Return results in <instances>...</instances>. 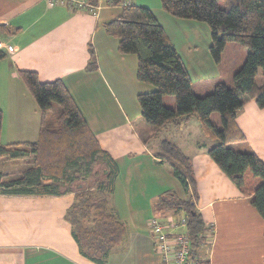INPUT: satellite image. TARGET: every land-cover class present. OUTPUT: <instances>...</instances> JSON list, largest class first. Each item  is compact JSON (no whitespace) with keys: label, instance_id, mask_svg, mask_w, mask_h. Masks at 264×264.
I'll return each mask as SVG.
<instances>
[{"label":"crops","instance_id":"1","mask_svg":"<svg viewBox=\"0 0 264 264\" xmlns=\"http://www.w3.org/2000/svg\"><path fill=\"white\" fill-rule=\"evenodd\" d=\"M132 3L150 7L159 19L153 4L140 0ZM122 7L108 3L95 16L81 7L50 6L47 0H0V37L13 47L11 51L0 49V142L35 141L39 136L43 114L20 71H35L43 82L62 79L101 146L120 166L111 205L127 233L106 264H162L149 219L155 215V203L165 190L173 189L182 198L187 193L175 177L172 164L156 155L159 140L146 143V129L137 131L131 122L141 110L138 95L153 91L155 86L137 78V56L121 53L118 39L104 29V23ZM160 9L166 16L164 8ZM184 45L187 55L195 58L200 45L189 41ZM228 46L239 49L241 57L227 78L221 76L218 81L231 83L248 50L229 42L222 54ZM91 47L96 68L88 70ZM177 50L190 72L193 89L199 95L204 93L193 80L185 52ZM256 81L259 85L264 82L262 73ZM164 101L174 106L176 99L166 95ZM236 122L245 135L238 149L250 148L264 162V107L249 100L239 109ZM160 138L170 139L191 156L199 195L196 207L211 228L203 249L210 264H264V220L250 196L221 170L206 147L198 145L211 144L198 118L193 116L179 127L165 126ZM7 159L24 163L23 159ZM25 167L1 178L18 177ZM189 193H193L191 185ZM74 194H11L2 192L0 186V264H99L81 253L65 217Z\"/></svg>","mask_w":264,"mask_h":264},{"label":"trees","instance_id":"2","mask_svg":"<svg viewBox=\"0 0 264 264\" xmlns=\"http://www.w3.org/2000/svg\"><path fill=\"white\" fill-rule=\"evenodd\" d=\"M172 15L207 22L211 28V54L221 60L229 42L248 50L243 64L234 72L230 84L218 81L213 90L200 96L186 63L153 10L132 3L104 23L107 34L118 39L123 54L138 58L137 78L155 86L138 95L141 110L131 122L137 131L146 129L145 142L159 140L156 155L169 161L175 177L187 196L167 189L155 203L156 215L183 214L192 240V254L198 264H210L203 252L209 239V226L196 207L197 180L191 156L175 142L160 138L165 126L179 127L196 116L205 137L211 141L198 145L247 196L264 220V162L250 148L238 149L245 135L236 118L249 100L264 107V0H160ZM105 3V2H104ZM107 4V3H105ZM118 4V3H116ZM87 69L96 68L94 50ZM32 92L43 119L38 139L2 145L0 157L23 159L25 169L18 177L3 180L4 193L24 195H61L73 191L74 201L65 217L81 253L99 264L119 248L127 233L125 223L111 205L120 173L118 161L105 150L96 133L62 79L43 82L35 71H20ZM175 96V105L167 106L164 97ZM60 106L56 118H49L53 104ZM220 112L222 125L211 120ZM3 112L0 110V139ZM256 180L260 181L257 185ZM93 184V185H92ZM189 185L193 193H189Z\"/></svg>","mask_w":264,"mask_h":264},{"label":"rangeland","instance_id":"3","mask_svg":"<svg viewBox=\"0 0 264 264\" xmlns=\"http://www.w3.org/2000/svg\"><path fill=\"white\" fill-rule=\"evenodd\" d=\"M132 1L133 0H131V2ZM140 1H146L149 2L150 4H153L152 6L157 12L159 19L161 20L160 22H162L166 33L175 43L177 48H179V50H181L182 52H185L186 62L187 65L191 68L193 80L194 82H198L197 83L198 90H200V92H204L201 93L200 96H203L211 92L213 90L212 88L214 84L219 80L218 78H220L221 76L223 80L227 78L229 74L228 73L229 70L232 68L234 63L238 61L241 57V51L239 49H236L233 46H228L225 53L222 54L221 60L218 61L211 54L210 46L212 43V33H211V28L207 22L179 18L167 12L165 9L163 10V13H165L166 16H164L160 14V12L162 11L160 9V7H162L160 0H140ZM134 2H138V0H134ZM188 41L194 43L195 45H200L199 50H195L194 53L195 58L187 55L188 51L185 49L184 43H187ZM233 43H236L238 45L237 47H240V49H243V47H245L237 42H233ZM200 60L203 61L202 62L203 64L201 66H199L198 63ZM168 97H175V96L168 94ZM166 99H168L169 101L170 98H166ZM166 105L168 106L169 104L166 103ZM59 113H60V106L59 104L54 103L53 109L49 112V118L54 119L58 116ZM211 120L213 123L218 124L219 126L222 125L220 112L217 111L213 112L211 115ZM23 167H24V163L15 164L14 162L8 160L7 158L0 157L1 176L3 175L6 176L8 174L10 175L16 174ZM256 182L257 185L260 184L259 180L258 181L256 180ZM156 214L158 213H155V215Z\"/></svg>","mask_w":264,"mask_h":264},{"label":"built area","instance_id":"4","mask_svg":"<svg viewBox=\"0 0 264 264\" xmlns=\"http://www.w3.org/2000/svg\"><path fill=\"white\" fill-rule=\"evenodd\" d=\"M50 6L56 4L72 5L89 10L98 16L105 3L103 0H47ZM129 6L131 0H107V4ZM13 47L0 37V49ZM154 246L162 256V264H198L200 256L192 254V240L187 227V217L183 214L166 216L154 215L149 220Z\"/></svg>","mask_w":264,"mask_h":264}]
</instances>
